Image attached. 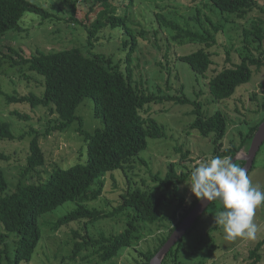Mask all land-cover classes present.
Wrapping results in <instances>:
<instances>
[{"label":"trees","instance_id":"trees-1","mask_svg":"<svg viewBox=\"0 0 264 264\" xmlns=\"http://www.w3.org/2000/svg\"><path fill=\"white\" fill-rule=\"evenodd\" d=\"M65 1L70 3L72 8V16L66 22L76 23L74 18L76 2ZM111 1L93 0L94 5L99 6L100 10L96 19L86 27V44L81 46L73 44L70 48L57 52L36 51L28 58L9 47L11 55L0 56V60L3 59L12 68L20 70L21 79L30 80L34 77L31 75L43 78L42 94L29 92L10 95L2 94L0 90L6 102L9 105H29L32 111L39 108L45 110L40 129L42 132L30 130L27 135L20 133L17 137L13 134L10 124L0 122V141H23L28 138L26 166L21 171L13 192L6 193L8 184L0 169V264L30 263L42 238L39 220L66 203H73L75 207L63 217L51 222V231L56 232L70 224L79 223L83 225L85 232H81V229L72 230L74 243L71 253L62 257L65 262L76 263V259L79 258L80 264H90L92 256H97L100 263L111 262L120 253L138 244L147 229L156 228L157 232L159 228L165 227L164 222L176 220L168 234L158 238V245L153 250L144 252L137 250L135 264H149L174 229L199 201L194 197L187 207L184 197L179 196V185L190 177L186 168L181 166V162L188 158V151L181 147L175 149L181 155V162L169 163L164 175L153 174L148 163L138 159L139 154L147 149L149 139L167 137L166 127L158 124L150 115V105L163 103L190 105L192 109L188 113L195 119L188 129L195 131L204 139H209L212 149L208 157L205 155L204 158L207 159L231 157L233 161L243 147H249L258 126L264 120L263 117L259 123L249 126L244 133L238 130L237 134L241 136L238 146L233 143L226 146L224 141L229 118L222 111L208 114L199 99L192 102L180 95L184 91V86L180 83L176 85L178 90L174 95L165 93L163 88H157L156 91L145 88L142 76L141 80L138 76L141 82L134 78V70L139 67L141 73L142 68L140 51L138 55L135 54L141 42L147 40V36L150 35L148 31L139 30V23L134 20L132 8L139 1L128 0L127 7L125 0H121L118 6L112 5ZM205 2L220 13L234 15L236 18H243L258 5L256 0H205ZM119 7L123 9L121 14L118 13ZM26 13L40 16L43 21L53 17V14L27 0H0V37L9 31H19V23ZM131 14L134 15L133 20ZM154 17L157 23V26L153 24L154 44L158 42L159 30L166 29L170 34H174L172 40L180 45L197 46L191 53L177 56L176 60L187 64L194 74L204 78L205 86L197 94L206 92L215 103L230 99L238 87L248 84L253 75L251 68L259 72L264 67V30L263 23L258 20L254 21L250 28L244 27L242 30L244 41L242 50L240 53L237 52L239 62L234 64L230 52L227 51L226 62L230 63V66L214 71L213 58L219 55L217 47L215 48L217 34L224 28L225 22L213 24L206 18L213 31L211 33L200 22L199 9H196V14L191 18L194 21L193 27L188 25L182 27L177 20L166 19L160 12ZM107 29L113 32L118 29L123 37H130V43L127 41L124 43V47L129 46L125 55H121L122 50L117 46L116 50L112 47L110 54L93 52L98 35ZM110 36L111 34H108V41ZM167 48H170L169 45ZM116 54L120 55L118 60L114 58ZM158 66L163 68L162 63ZM208 71H212L209 79L206 78ZM165 89L170 90L168 83ZM197 97L199 98L198 95ZM85 99L92 101L94 116L102 123V127L93 133L84 130L82 120L76 114ZM261 105L264 113V104ZM11 115L19 120H32L27 114L23 115L17 111H13ZM73 124H77L74 131L81 136L79 152L82 153V148L85 149L86 163L69 166L66 169L55 164L51 173L50 170L41 176L40 169L45 166V155L40 147L39 138H46L55 132L62 133ZM79 152L77 150L78 155ZM0 159L5 161L6 157L0 154ZM233 163L243 167L245 162L235 160ZM179 167L182 171L178 170ZM46 174L49 175L47 182L35 183ZM118 175L123 178L124 188L118 195L116 206L109 210L92 207L91 204L102 196L108 181L113 183L114 188L118 187L116 179ZM175 200H178V203L175 204L172 213L164 214L163 210L170 207ZM215 202L213 201L210 206ZM107 219L119 223L125 220L124 231L109 235L101 233L98 237L86 231L88 226ZM199 220L200 218L170 249L162 264H165L168 257L176 260L182 240L192 232ZM213 229L215 227L210 228L209 233ZM8 234L15 236L12 240L15 244L12 263L8 258V248L5 244ZM263 246L264 240L258 242L250 251V264L261 262ZM214 249L216 246L212 245L210 252ZM173 253L176 256H172Z\"/></svg>","mask_w":264,"mask_h":264},{"label":"rangeland","instance_id":"rangeland-1","mask_svg":"<svg viewBox=\"0 0 264 264\" xmlns=\"http://www.w3.org/2000/svg\"><path fill=\"white\" fill-rule=\"evenodd\" d=\"M27 1L53 14V17L52 19L43 21L40 16L26 13L19 23V31H9L0 37V56L4 54L11 55L9 47L13 48V50L23 57L28 58L36 51L44 53L57 52L70 48L73 44L77 46L86 44V27L96 19L97 12L100 10L99 6L94 5L93 0H74L76 2L74 5L76 10L74 18L77 22L68 23L66 20L71 18L72 8L70 3L65 0ZM120 1L112 0L111 4L118 6ZM137 1L139 3L136 2L132 8L135 14L134 20L139 23H137L139 30L148 31L150 32L148 35H150L147 36V40L141 42L135 54L138 55V51H140L139 55L142 64L141 73L139 67L134 70L135 80L141 82L139 79L141 80L142 76L145 88H149L151 91L163 88L165 93L168 92L169 95L177 94L178 87L176 85L180 83L184 86L183 94L180 95H183L192 102L199 99L208 114L222 111L227 115L229 125L224 143L226 146L232 143L238 146L241 136L237 134V131L246 132L249 126L259 123L264 117L261 107V104H264V67L259 72L251 68L253 75L248 84L238 87L230 99L215 103L206 92L205 94H197L205 86L204 78L194 74L187 64L176 60L177 56L189 54L197 49V46L190 44L180 45L177 41L172 40L174 34H170L166 29L159 30L157 36L158 42L154 44L155 39L152 38V32L155 28L153 26H157L156 21H154V15L160 12L166 19L177 20L182 27H186L187 25L193 27L194 21L191 18L196 14V9H199L200 22L211 33L213 31L205 20L206 18H209L213 24L225 22L222 31L217 34V46L215 48L217 47L216 50L219 55L213 58L215 65L212 66V70L215 71L230 66V63L226 62L227 51L230 52V58L233 59L232 62L234 64L239 62L237 52L240 53L243 47L242 30L244 27L250 28L252 23L258 20L263 23L264 30V0H256L257 7H254L243 18H236L234 15L220 13L213 7L211 8V5L205 2V0ZM125 2L127 7L128 0H125ZM91 6H93L92 9ZM122 12V7H119L118 13L121 14ZM133 16L131 14V20H133ZM120 33L118 29H115L114 32L110 29L105 30L102 34L98 35V40L95 42V48L97 49L94 48L93 52L98 51L110 54L112 47L115 50L117 47H120L122 50L121 55H125L129 46L124 47V43L126 41L130 43V37H123ZM108 34H111L109 41L107 40ZM168 45L170 48H167ZM119 57V54L114 56L115 60H118ZM159 63H162L163 68L158 66ZM135 67L136 62L134 64ZM19 72L20 70L12 68L3 59L0 60V90L2 94H27L29 92L40 94L41 91L43 93V78L24 71L29 76H34L30 80H25L21 79ZM207 74L206 78L211 77L212 71H208ZM205 82L207 83V80ZM166 83H168L170 88L169 91L165 89ZM150 108L152 118L158 124L165 126L167 132L166 138L149 139L147 149L142 151L138 156V159H143L148 163L153 174L160 173L164 175L169 163L181 162V155L175 151L179 147L189 152L188 158L181 162V166L186 168L189 173L197 166L198 161L203 162L210 159L204 158L205 155L208 157L210 149H212L209 139H204L195 131L188 129V126L195 119L194 116L188 113L192 109L190 105L163 103L150 105ZM13 111H17L23 115L27 114L32 120H19L17 117L11 115ZM76 114L81 118L83 128L88 133H93L97 128L102 127L101 121L94 116L93 103L90 99L84 100ZM43 115H45V110L42 108L32 111L29 105H9L5 97L0 94V122L10 124L13 134L17 137L20 133L21 135L24 133L27 135L30 130L39 131ZM76 125L73 124L62 133L55 132L46 138H39L40 147L45 155V166L40 169L41 176L50 170L51 173L52 167L55 164H58L60 168L66 169L69 166L86 163L85 149L82 148V153L79 152L82 139L74 131ZM40 132L42 131L40 130ZM247 149L246 146L243 147L238 156L244 157ZM77 150L79 155L77 154ZM27 153L28 138H25L23 141H0V154L6 157L5 161L0 159V169L3 171L8 184L6 193L14 191L19 175L26 166ZM178 170L182 171V168L179 167ZM143 175L145 176V173ZM248 175L252 184L258 187L259 190L264 191V143L257 152L253 168ZM48 178L49 175L46 174L43 178H38L35 183H45ZM116 179L118 180V187L114 188L113 183L108 181L104 187L102 196L91 204L92 207H96L99 210H109L111 207L116 206L115 203L118 195L124 188L123 178L118 175ZM189 179L190 177L183 184L179 185V196L184 197L187 207L195 197L189 190L187 184ZM105 181H107V178ZM177 203L178 200L173 201L170 207L163 210V213L166 215L171 214ZM74 207L73 203H66L53 212L41 217L39 226L42 238L34 252L32 260L28 264H80L79 258L76 259L75 263L74 261L65 262L62 257L71 253L74 243L72 230L81 229V232H85L83 225L79 223L70 224L56 232L51 231L52 226L50 225L51 222L63 217ZM220 208L218 202H215L205 214L200 216L196 227L182 240L176 260L173 257H168L165 264H250V251L258 242L264 240V203L255 210L254 222L258 226L255 239L240 237L234 240L225 239L222 227L216 224L214 219ZM175 221L164 222L165 227L159 228L157 232L155 231L156 228L147 229L138 244H134L130 249H126L120 253L113 261L100 263L97 256H92L90 264H135V259H137L138 255L137 250L139 252L148 251L149 249L153 250L158 245V238L161 235H167L169 229L174 226ZM213 227L215 229L209 233V229ZM124 228L125 220H123V223H119L116 220L107 219L88 226L86 231L92 236L98 237L101 233L106 235L121 233L124 231ZM13 237H15L14 234H8V238L5 241L8 248V258L11 260V263L13 262L15 252V244L12 242ZM212 245L216 246V249L210 252ZM261 255L262 260L259 264H264V246L261 249ZM172 256H176L175 253Z\"/></svg>","mask_w":264,"mask_h":264},{"label":"clouds","instance_id":"clouds-1","mask_svg":"<svg viewBox=\"0 0 264 264\" xmlns=\"http://www.w3.org/2000/svg\"><path fill=\"white\" fill-rule=\"evenodd\" d=\"M187 184L197 200L218 202L222 210L214 219L225 239H255L258 226L254 215L264 203V191L252 184L247 168L233 163L231 157L198 161Z\"/></svg>","mask_w":264,"mask_h":264},{"label":"water","instance_id":"water-1","mask_svg":"<svg viewBox=\"0 0 264 264\" xmlns=\"http://www.w3.org/2000/svg\"><path fill=\"white\" fill-rule=\"evenodd\" d=\"M264 143V120L258 126V129L253 136L247 152L244 154V157L236 156L235 160L244 161L243 168H247L248 173L252 169L255 157L259 151L261 145ZM232 161V162H233ZM213 201L210 202H201L200 200L196 203L193 209L188 213V215L180 222V224L174 229L167 241L163 246L158 250L154 257L150 260L149 264H162L163 259L167 255L174 245L183 238L186 232L192 227L200 216L206 211V209L211 205Z\"/></svg>","mask_w":264,"mask_h":264}]
</instances>
